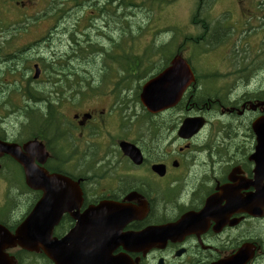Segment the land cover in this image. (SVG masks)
I'll return each mask as SVG.
<instances>
[{
    "label": "flooded vegetation",
    "instance_id": "af4514ba",
    "mask_svg": "<svg viewBox=\"0 0 264 264\" xmlns=\"http://www.w3.org/2000/svg\"><path fill=\"white\" fill-rule=\"evenodd\" d=\"M1 2L14 4L10 8L17 5L21 11L18 0ZM6 19L0 15V45H6L8 32L2 31ZM18 20L21 22V16ZM15 49L21 52V47ZM0 53H6V48ZM14 55L12 59L20 58L18 52ZM6 63L0 59V72ZM200 90L196 87V93ZM191 108L181 104L156 114L141 106V111L130 110L126 114L131 117V126L135 125L133 134L126 129L122 134L117 111L94 106L75 113L66 140L59 144L57 138V143L50 144L65 147L66 160H60L63 154L56 153L54 162L46 165L52 172L71 178L82 193L77 207L66 212L55 227V236L73 234L74 241L91 244L105 238V228L100 233L99 227L102 217L94 215L86 221L83 216L92 207L113 201L127 205L132 217L113 225L109 236L169 227L154 236L146 248L133 243L127 249L122 244L116 246L112 255H124L127 264H233L241 253L250 256L245 264H264V171L257 174V164L250 159L256 147L224 146L231 137L218 138L228 128L220 126V117L212 111H194L198 106ZM237 111L244 122L250 121L246 107ZM195 116L205 117L206 125L196 137L183 140L179 128L186 118ZM124 142L137 148L132 157L121 147ZM5 170L6 166H0L1 179L5 181V175L15 186L21 184V166ZM15 211L6 210L5 224L17 222ZM78 224L82 228L75 230Z\"/></svg>",
    "mask_w": 264,
    "mask_h": 264
},
{
    "label": "trees",
    "instance_id": "16d2710c",
    "mask_svg": "<svg viewBox=\"0 0 264 264\" xmlns=\"http://www.w3.org/2000/svg\"><path fill=\"white\" fill-rule=\"evenodd\" d=\"M75 1V4H80V1ZM118 1L119 4L117 6L108 4L104 11H100L101 14H104L101 17L106 20L107 27H109L110 24H112L111 26H114L113 28L111 26V28L106 27V29L105 27L98 28L97 32L100 33L99 36H103V38L108 39V41L112 43L108 51L104 49H100V51H103L104 54L111 59V61H116L119 65L118 69H111L108 71L109 75H107V77L112 79V82H114L112 86L106 85L103 88L104 93H107L112 88H114V94H116V92L119 94L124 90L138 91L141 86L140 83L142 84L150 78V76L156 74L158 70L161 69L164 64L169 63L175 55L190 49L189 47L191 45L193 48L196 47V51L199 49L200 52H208L210 50V42L213 40L210 32H213V36L219 32V29H217V27H212L205 19L206 17H204L198 9L196 12L197 14H194L192 18V23L201 27V31L198 35H186L181 29H179L178 31L175 30L176 36L170 40L169 43L166 44L164 42L162 44H157L155 37L158 34V31L154 33V30L149 28V26L154 25L155 18L153 17V21L150 25L149 22H147V25H144L138 21V17L136 16L137 12L135 13L139 6H141L140 8H144V6H146L145 3H136L134 0ZM155 1L157 0H153V2ZM67 8H69V6L62 7L59 10H64L63 14H66L70 11V9L67 11ZM79 12H81L82 16L77 17L75 29L70 34V43L68 41L69 52H66V55L60 58H53L52 55V58L50 57L52 61H48V64L44 63L45 67H47L44 72V79L50 86L51 90L54 87L53 91L46 92L40 85L21 88V84L15 81L11 83L7 81L6 89L4 88L0 90L1 94H8V96L11 94H18L21 96V93L23 94V105L21 106V111L25 107L27 108V111L25 119L21 121V142L24 140L27 141L30 136L43 137V134H45L44 132L50 130L51 128H56L53 124L57 125L60 121L59 117L62 112V100H70L72 97L78 101H83L88 94V89L74 90L65 94L67 90H72V86L58 87L53 85V82H51L52 80H48V78H51L49 76L56 75L60 76L64 83H68L69 80L72 79L73 75L75 79L78 78L87 85V81L89 80L88 77L93 76L92 73L85 70L83 72L85 74L81 76L75 66L72 67L73 61L75 60L72 57L74 54H80V56L76 59L78 63L82 62L83 59V61H85L87 55L93 54L97 51L92 45H89V42L87 44V41L85 47L82 45L85 43L82 40V36L89 30L93 17L88 16L89 13L84 14L82 10ZM80 18L85 19L88 22L84 23ZM7 29L9 30L8 26ZM106 30H112L113 32L116 30L119 31L121 35L114 39L112 36L106 35ZM22 32L27 33V30ZM150 32H152V34H150ZM98 41H100V39H98ZM220 41L221 39H219V42ZM15 48H18L17 41L15 45L13 43L8 44L9 57L12 56L11 53ZM72 59L74 60L71 61ZM94 60L97 61L98 58H95ZM42 61L47 62L44 58H42ZM107 63L109 66H112L108 60ZM8 73L9 76L14 75L16 77V72H13L10 66ZM41 81L40 83H45ZM67 87L68 89H66ZM90 88L95 91V88L92 86H90ZM35 202V200H32V202L29 203L30 210L31 206H33ZM23 255L35 254H29L21 251L18 256L16 254L17 258H19L21 262Z\"/></svg>",
    "mask_w": 264,
    "mask_h": 264
},
{
    "label": "water",
    "instance_id": "95a60500",
    "mask_svg": "<svg viewBox=\"0 0 264 264\" xmlns=\"http://www.w3.org/2000/svg\"><path fill=\"white\" fill-rule=\"evenodd\" d=\"M193 80L190 67L178 57L170 68L144 86L142 102L152 112L172 107ZM187 125L188 122L184 127L189 128ZM254 132L257 135V147H264V118L254 124ZM262 149H257V155L254 157L256 161H259L258 156L264 153V148ZM4 154L12 156L24 167L28 186L34 190H42L44 195L14 234L0 226V264H15L6 252L15 247L30 252H43L54 264H127L122 257L112 256L116 246L122 244L127 248L131 243L144 246L159 232L164 231L146 230L130 235L109 236L111 227L120 222L122 224L131 218V214L122 205L105 202L83 216L86 221H90L91 216H101L100 233L105 228V238L94 240V244L90 241H74L73 234L61 240L53 238L54 227L62 214L77 207L80 191L70 179L50 175L36 164L37 158L39 162L44 163L46 157L44 147L37 142H29L22 148L17 144L0 141V155ZM78 227L81 229L82 225L78 224ZM85 228L92 232L91 228Z\"/></svg>",
    "mask_w": 264,
    "mask_h": 264
},
{
    "label": "rangeland",
    "instance_id": "374dc122",
    "mask_svg": "<svg viewBox=\"0 0 264 264\" xmlns=\"http://www.w3.org/2000/svg\"><path fill=\"white\" fill-rule=\"evenodd\" d=\"M21 1L25 2L24 6L26 8L24 12L26 13L25 14L26 18H28V23L30 24L27 34L23 35L21 39V46L24 49L35 48L36 52L40 51L41 53H44L48 61H52L50 59L52 55L54 58L56 57L60 58L66 55V52H69V46L67 43V40L69 41V38L60 34V30L64 31L66 27L69 30H72V24L75 23V21L77 20L76 18L82 16L81 12H79L78 10L83 9L84 11H87V6L76 8L74 3H69V7H70L69 13L60 14L58 16L59 20L61 19V16H65L63 18V21H60L58 23L54 21L52 17H54L55 13L52 12L53 15L48 16L49 19L40 20L36 24H34L35 17L45 16L46 13L48 14L51 0H21ZM134 1H139V3L143 2L142 0H134ZM174 1L169 3L168 5L165 4L161 8V10L157 7L158 5L157 3L153 2V5H151L150 4L152 2L151 1L148 3V5L144 6V8H140L141 6H139L135 11V13L137 12L136 16L138 17V21L144 25H146L147 22H149L150 25V23H152L153 21V17L154 18L156 17L154 26L159 27L161 28V30H163L162 33H159L156 36V38L160 41L158 42V44H160L161 41L168 42L176 36L175 29H171V28L168 29L167 25H169V27L175 26L181 28L182 32L187 33L186 35H193V34L195 35L199 33L197 27L190 22V17L194 9L197 8L196 0H174ZM2 5L3 3L0 0V6ZM22 9L23 8H21V10ZM88 9H90V11L93 10V8H90V5ZM204 10L207 11L208 14H210L212 21L214 20L218 21V19L221 20L220 15L224 13L225 15L222 16V21H224L223 24L228 26L230 29H232L231 31H233V35L228 42L229 46L226 45L224 49L222 47L219 48L217 47L218 49L216 48L215 50L210 51L209 53L202 54L201 57L199 56L196 57V62H197L196 65L199 70L198 72L200 74H205L208 71L213 72L212 70L213 67L219 68V70L222 73L233 71L234 68H232V66L229 65L230 64L229 62L234 61L235 63H238L240 62L239 60H242V55L244 52H242L241 50L245 49V44L247 45L248 48L249 47L252 48L251 49L252 52H247V54H249L248 57L249 60L256 59L253 52L257 51L259 49V44H262L264 41V37L262 36V34L264 33L263 32L264 27L262 29H259L256 26L257 24L255 23V17L257 16V14L261 13L262 11V9H258L257 7V0H215L213 7L205 6ZM244 14L246 15L244 16ZM10 15L16 16V13L12 12ZM17 15H20V13L17 12ZM263 15L264 13L259 14L260 18L263 17ZM113 21H117V20H113ZM103 23L104 22L102 21H98V25L103 26ZM104 25L106 26L105 23ZM111 25L112 24H110L108 28L114 27ZM260 25L261 23L258 24V26ZM55 26H60V28H56V30H53ZM248 28H252V29L246 32ZM52 32L54 37L50 38L49 41L45 42L46 37H49V33ZM105 33L106 35L112 36L114 39L118 38V36L121 35V33L116 30L115 32H113L112 30H108V31L106 30ZM150 34H152V32H150ZM57 35H59L61 38H58ZM37 42L38 44L36 45ZM234 42L236 46H238L239 43H241L243 46L239 47L241 50L235 53L238 54L239 56L233 54L232 57L230 58L232 50L230 51L229 47L232 46ZM32 44L38 47H34ZM111 44H112L111 42H108V44L104 43V45H106L107 47L110 46ZM36 48H38L39 50ZM4 57L6 56H3L2 58ZM192 57H193V53L190 52V58ZM74 59L71 60V61L73 60L75 61V62L73 61L72 67L75 66V68L81 74V76L85 74L83 73L84 70L91 72L94 77L99 74L100 65L99 66L89 65V63L86 60L83 61L84 59L82 60V62L77 63L76 61L77 58ZM209 64H214V66L210 68ZM49 77H51L50 80H59L55 76H49ZM72 79H70L68 83L60 82L56 86L58 87L72 86V90H67L65 94L70 93L71 91L74 90L87 89V86L85 85L86 83H84L78 78L75 79L73 75H72ZM254 80H255L254 83L256 84L257 87H262V89H264V68H262L260 71L256 73ZM1 85H5V84H1ZM39 85L42 88H44L46 92H51L54 90V87L51 90L50 86L46 83H39ZM223 85L224 83H220V86ZM66 89H68V87ZM243 89H244L243 87H240L238 89V92L241 93ZM17 96L15 95L14 98H12V104L11 106L9 105V108L12 109L13 112H15V114H20V116H15L16 120L19 121L16 125L18 130L20 127L19 123H21V121H23L24 119L21 118V96L20 95ZM62 101L63 103L61 110L62 112L66 113V115L67 113L73 114V113H77L78 111H80L79 113H81V111L86 110L88 106L91 105V104H83V102H81L82 104L77 103V101L72 97L70 98V100H62ZM70 105H72L73 107L72 109H70L71 108ZM137 108H139L138 105ZM154 120L157 121L158 118H155ZM13 123H14L13 120L7 121L6 124H4V128L11 132V130H14L12 125ZM4 160L8 161L9 159L4 158ZM14 174L15 176L18 177L17 172H14ZM18 193L19 191L17 189L13 192L15 196H18ZM25 200L26 198L21 199V203H22L21 209H19L17 212L18 220H20L19 219L20 216L22 217L27 213L26 209L24 208ZM27 264H44V263L38 260L36 263L31 262Z\"/></svg>",
    "mask_w": 264,
    "mask_h": 264
}]
</instances>
